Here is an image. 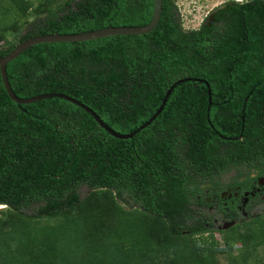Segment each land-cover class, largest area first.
Masks as SVG:
<instances>
[{
    "label": "trees",
    "instance_id": "1",
    "mask_svg": "<svg viewBox=\"0 0 264 264\" xmlns=\"http://www.w3.org/2000/svg\"><path fill=\"white\" fill-rule=\"evenodd\" d=\"M47 1L53 6L28 21L19 42L38 34L144 25L154 10V0ZM32 6L30 0H0V38ZM246 8V62L242 9H232L230 30L215 33L207 23L184 28L175 2L164 0L160 21L148 33L42 42L8 63L19 97L65 93L126 134L159 110L174 82L193 78L175 85L158 116L132 138L115 137L64 98L17 103L0 71V205L8 206L0 219V264H221L217 255L227 248L193 238L209 229L189 219L201 184L228 171L234 158L233 145L222 147L231 119L223 100L230 90L247 102L256 99L264 81L258 69L264 27L261 35L256 26H264V0ZM9 44L0 57L16 46ZM82 187L94 196L82 199ZM126 198L136 206L118 200ZM33 204L41 205L40 213L23 212ZM246 223L244 231L226 237L227 246L237 240L243 251V257L230 255L228 264L247 262L264 245V215Z\"/></svg>",
    "mask_w": 264,
    "mask_h": 264
},
{
    "label": "flooded vegetation",
    "instance_id": "2",
    "mask_svg": "<svg viewBox=\"0 0 264 264\" xmlns=\"http://www.w3.org/2000/svg\"><path fill=\"white\" fill-rule=\"evenodd\" d=\"M257 1H223L214 6L202 22L207 23L215 33L227 31L231 27L232 9H242V37L245 44L243 62H246V41L251 30L246 7ZM256 26L262 35L263 22L258 21ZM259 54L263 59H260L258 69L264 71V52ZM240 67L243 65L240 64ZM231 69H238V64ZM258 85L259 97L256 99L247 102V97L238 96L234 90H230L223 100L224 109L231 119L225 126V130H229L226 132L227 137H224L227 144L222 147L228 150L233 145L235 153L231 163H228L231 166L228 171L217 174L201 184V193L198 194V201L194 206H207L206 211L200 212V216L206 221L207 229L228 230L240 225L244 220L264 215V81L260 80ZM246 120H251L252 125L247 127ZM212 130L220 135L216 127H212ZM238 141L247 143L246 147L239 146ZM252 145H255L256 149L248 153L247 146ZM240 147H243L242 151L239 150ZM236 149L239 150L238 153Z\"/></svg>",
    "mask_w": 264,
    "mask_h": 264
},
{
    "label": "rangeland",
    "instance_id": "3",
    "mask_svg": "<svg viewBox=\"0 0 264 264\" xmlns=\"http://www.w3.org/2000/svg\"><path fill=\"white\" fill-rule=\"evenodd\" d=\"M33 3L32 8L29 10L28 15L26 17H19V25L15 30H10L6 33L3 38H0V48L7 47L9 42L15 43L16 45L19 43L20 32H23L24 27L27 25L29 20L33 18L44 15L46 10L48 9V5H52L51 1L47 0H30ZM179 9V13L182 18V23L184 28L193 29L198 28L202 24L204 18H206L209 11L216 6L217 4L226 1V0H173ZM94 190L89 189L88 187H82L80 189V196L82 199L91 198L94 196ZM119 202L128 207L132 208L135 205L131 198L126 199H118ZM40 204H33L25 206L22 210L27 214H38L40 213L39 208ZM7 205H0V219L5 218L7 216L5 213L7 211ZM207 210V206H194V215L189 219V223L195 224L196 222L205 223V219L203 216H200V212H204ZM244 220L240 225L233 227L228 230H220V229H209L206 233L201 235L193 236V238L198 239L199 242H209L207 246H210V242L215 241V245L220 248H227L228 251L225 253H219L217 255L221 264L229 263V256L234 255L235 257H243V251L241 249L240 243L235 240L233 245L230 244L227 246L226 237L227 235H231L237 233L238 231H244L246 229L247 223L250 220ZM238 230V231H237ZM248 261L239 260L238 264H255L260 260L264 259V245L257 248V250L253 251L248 257Z\"/></svg>",
    "mask_w": 264,
    "mask_h": 264
},
{
    "label": "water",
    "instance_id": "4",
    "mask_svg": "<svg viewBox=\"0 0 264 264\" xmlns=\"http://www.w3.org/2000/svg\"><path fill=\"white\" fill-rule=\"evenodd\" d=\"M163 1L164 0H154V10H153L152 19L149 23L144 24V25L109 26V27H105V28H100V29L85 31V32H79V33H65V34L50 33V34H44V35L38 34V35L29 37V38L19 42L12 49L11 52H9L7 55H5L3 57H0V71H1V75H2V80H3V83L7 89L10 97L19 104H27V103L38 101L41 99L49 98V97L64 98L68 101H71V102L81 106L86 111L90 112L94 116V118L97 120L99 125L101 127H103L104 129H106L108 132H110L115 137L124 138V139L134 137V135L137 134L140 130H142L145 127H147L148 125H150L152 123V121L162 111L164 103L166 102V100H167L169 94L171 93V90L174 88V86L180 82L188 81V80H191L193 78L187 77V78H183V79H180V80H177L176 82H174L171 85V87L168 89L167 94L164 98V102H163L162 106L159 108V110L146 123L141 125L139 128H137L133 132L126 134V133L117 132V131L113 130L112 128H110L92 108H90L89 106H87L86 104L81 102L80 100H78V99H76L70 95H67L65 93H42V94H38V95L29 97V98L19 97L15 93V91L13 90V88L10 84L8 74H7V65L11 60L15 59L17 56H19L24 50H26L30 46L38 44V43H42V42L84 41V40H91V39L101 38V37L110 36V35H128V34L148 33L151 30H153L160 21ZM205 82H206L207 86L210 87V84L207 81H205ZM209 94H211L210 88H209ZM210 101H211V97H210Z\"/></svg>",
    "mask_w": 264,
    "mask_h": 264
},
{
    "label": "bare ground",
    "instance_id": "5",
    "mask_svg": "<svg viewBox=\"0 0 264 264\" xmlns=\"http://www.w3.org/2000/svg\"><path fill=\"white\" fill-rule=\"evenodd\" d=\"M2 206V205H1Z\"/></svg>",
    "mask_w": 264,
    "mask_h": 264
}]
</instances>
